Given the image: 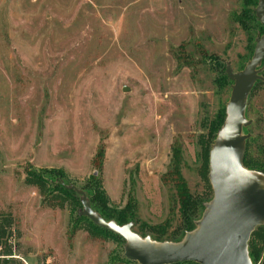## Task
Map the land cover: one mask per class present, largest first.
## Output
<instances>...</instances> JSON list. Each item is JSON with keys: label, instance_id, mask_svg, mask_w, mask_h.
Masks as SVG:
<instances>
[{"label": "rangeland", "instance_id": "rangeland-1", "mask_svg": "<svg viewBox=\"0 0 264 264\" xmlns=\"http://www.w3.org/2000/svg\"><path fill=\"white\" fill-rule=\"evenodd\" d=\"M258 4L0 0V260L138 264L122 238L83 219L92 188L116 214L128 207L125 225L157 247L195 232L214 198L208 162L227 118L226 70H244L264 35L252 17L240 21ZM259 70L264 79V61ZM244 116L241 148L255 166L244 168L264 189V80ZM30 173L47 179L44 193ZM179 180L203 202L189 232ZM54 185L74 199L60 201ZM249 240L261 253L249 259L262 264L264 242Z\"/></svg>", "mask_w": 264, "mask_h": 264}, {"label": "water", "instance_id": "water-1", "mask_svg": "<svg viewBox=\"0 0 264 264\" xmlns=\"http://www.w3.org/2000/svg\"><path fill=\"white\" fill-rule=\"evenodd\" d=\"M263 13L264 0H259L254 14L262 26ZM263 60L264 35L256 40L253 56L244 70H226L233 84L227 118L211 147L208 162L214 198L206 205L196 231L186 235L183 243L157 247L149 239L141 240L130 225L118 226L97 216L82 199V216L126 242L125 259L138 264H252L247 243L256 227L264 224V189L259 186L258 177L245 170L241 146L249 138L242 132L243 127L250 125L244 116L247 98L256 82L264 80L259 70ZM123 91L129 89L124 87Z\"/></svg>", "mask_w": 264, "mask_h": 264}, {"label": "trees", "instance_id": "trees-1", "mask_svg": "<svg viewBox=\"0 0 264 264\" xmlns=\"http://www.w3.org/2000/svg\"><path fill=\"white\" fill-rule=\"evenodd\" d=\"M250 1H253V0H250ZM249 14H247V11H246L244 13L243 19H241L240 21L242 23H248V21H250L251 17H252V19L257 20L255 18V14H254V17H253V15H249ZM262 27L264 28V26H262ZM258 82H260V81H258ZM223 121H224V119H223ZM246 159H247V155L245 152L243 154V157H242V164L244 167H246L248 169L255 167L253 165L251 166L250 164H248ZM258 169L264 170L263 168H260V167H258ZM28 175H29V173H28ZM30 179H31L30 183L38 185L40 188V191L42 193H44V191H45L44 183H46L47 179L42 178V176L35 174V173H30ZM177 188H179L178 189L179 195L183 198V200H181L182 201L181 214H183V216H184V228H185L184 230L189 232L193 226V221L195 220L194 216L196 214H198V213H196L197 210L201 211L203 208V202L201 200L196 199V198H190V196L186 195L184 184L180 180L177 184ZM51 191L58 194L57 198H59L60 201H64L65 199H69L72 201V199H74V196H73L74 193L62 185H59V186L54 185L53 188L51 189ZM89 194L90 195L88 196V198L91 202L92 211L96 210L97 212H99L100 216H102V218L105 221L108 222L109 219H111V220L113 219L114 221H116V224L118 226H124L125 223L128 221V219H130L129 215L127 214L128 213L127 209H129L128 207H127V209H125V211L118 213V214H116V212L112 211L111 209H108L107 207H105L106 201L103 199L102 193L99 192L97 188H92V190H90ZM83 219H85V221L87 222L89 227L92 228V231L93 230L101 231V232L107 233L108 235L110 234V235H113L115 237L121 238L120 236L116 235L113 232H110V231L108 232L107 230L99 228L94 223H92L88 218L84 217ZM197 221H198V219H197ZM4 223L9 224V221L7 219H5ZM4 226L2 224H0V237H2L4 234ZM254 235L257 236V238L260 241L264 242V228H262L261 226H257L256 229L254 230V232L252 233L251 237H253ZM254 243H255V241L253 242V241L249 240L247 244H248V250H249V257L251 258V260H253L254 263H256L259 261L258 259L260 258L261 253L256 248V244H254ZM5 253H6L5 255H7V256L12 255L10 250L8 252H5ZM126 261H128V260H126ZM5 263H6L5 260H2V261L0 260V264H5ZM178 264H197V263L191 262V263H178ZM262 264H264V256L262 259Z\"/></svg>", "mask_w": 264, "mask_h": 264}, {"label": "flooded vegetation", "instance_id": "flooded-vegetation-1", "mask_svg": "<svg viewBox=\"0 0 264 264\" xmlns=\"http://www.w3.org/2000/svg\"><path fill=\"white\" fill-rule=\"evenodd\" d=\"M258 82V81H257Z\"/></svg>", "mask_w": 264, "mask_h": 264}]
</instances>
